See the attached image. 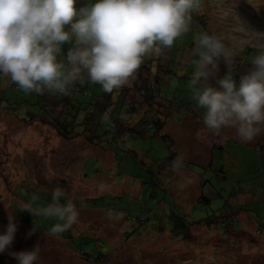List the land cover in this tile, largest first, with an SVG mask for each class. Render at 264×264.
Masks as SVG:
<instances>
[{
  "label": "rangeland",
  "instance_id": "obj_1",
  "mask_svg": "<svg viewBox=\"0 0 264 264\" xmlns=\"http://www.w3.org/2000/svg\"><path fill=\"white\" fill-rule=\"evenodd\" d=\"M194 20L234 52L231 64L219 62L208 81L213 87L226 75L238 82L264 51V34L259 33L264 32V0H201ZM197 33L191 24V31L165 50L168 65L161 66L168 69L162 71L160 96L150 104L139 90L127 91L125 100L114 90L106 111L88 105L90 94L83 93L73 98L81 105L77 110L61 97L53 99L52 92L28 94L0 77V235L6 233L9 217L17 228L12 245L0 253V264H18L10 253L31 251L37 244L36 264H264V126L244 142L235 127L210 138L212 132L197 121L204 111L188 87L198 59L193 54ZM69 47L63 46L65 54ZM163 56L144 60L160 63ZM81 87L102 92L90 82ZM164 97L196 110L192 115L166 104ZM163 106L168 112L166 117L159 112L164 127L158 135L153 119L136 122L143 112L167 111ZM55 115L68 132L86 130L99 138H93L97 143L84 136L60 138L45 122ZM28 117H34L32 122ZM134 118L130 123L137 124L135 129L149 127L150 132L116 134L109 126ZM179 154L186 158L184 172L191 179L183 187L181 177L171 171ZM57 186L66 193L61 204L71 200L79 212L78 222L59 238L48 234L55 219L22 211L30 201L33 206L50 203ZM110 209L123 215L109 220Z\"/></svg>",
  "mask_w": 264,
  "mask_h": 264
},
{
  "label": "clouds",
  "instance_id": "obj_2",
  "mask_svg": "<svg viewBox=\"0 0 264 264\" xmlns=\"http://www.w3.org/2000/svg\"><path fill=\"white\" fill-rule=\"evenodd\" d=\"M200 8L201 0H95L79 8L77 0H0V77L28 94L68 95L86 82L112 93L135 79L145 56H163L191 31L192 13ZM195 39L193 54L198 59L193 61L195 71L188 87L197 107L204 109L205 127L213 134L235 127L242 141H252L264 126V51L238 82L226 75L213 87L208 81L219 62L231 64L234 52L221 36L199 32ZM65 44L70 46L66 54ZM185 160L179 154L171 163V171L181 177V187L191 183L184 172ZM65 195L57 186L50 203L33 206L30 201L22 211L55 219L48 234L59 238L79 218L71 200L61 204ZM122 215L110 209L106 217ZM16 230L9 217L6 233L0 235V253L12 245ZM10 255L18 264H36L39 244Z\"/></svg>",
  "mask_w": 264,
  "mask_h": 264
},
{
  "label": "trees",
  "instance_id": "obj_3",
  "mask_svg": "<svg viewBox=\"0 0 264 264\" xmlns=\"http://www.w3.org/2000/svg\"><path fill=\"white\" fill-rule=\"evenodd\" d=\"M81 5H82V0H77V7H79ZM193 29L197 32V29H195L194 26H193ZM159 61H160V63L153 64L152 60H144L143 64L141 65V67L139 68V70L137 71V73L135 75V79L131 82L132 84L129 86H124L118 90V91H120L119 97L122 98L123 100H125V97L127 96L128 92H131L133 90H136V91L139 90V92L141 93L142 99L146 100L148 104H150V101L152 99H154L155 97L158 99V97L160 96L159 84L162 83V80H163L162 71L165 72L168 69L166 67L168 65L167 62H166V66L165 65L161 66V64L163 62L161 60H159ZM96 85L102 91L99 95L93 94L88 89L82 88L81 85L77 84L75 86L74 90L68 95H62V94H57V93L52 92V94L55 95V96H53L54 97L53 99H58L61 97V100L63 101L64 105L69 104L74 109L80 110L81 105L79 103H76V101L73 100V98H76L75 96L77 94H80V93H83L84 95L90 94L91 100H90V104H88V105L100 106V108L102 110L104 109L103 111H106L108 109V107L110 105H112L113 96H112V94L103 91L102 87L99 84H96ZM165 98L166 97H164L162 99L165 100L166 104L167 103H174L176 106L189 111L192 115H193V112H195V110H196V108H194V107L192 108L188 105H185L184 103H182L177 98L173 99L172 101H166ZM166 108H168V107L166 106ZM133 110H136V107L130 108V111H133ZM200 111L202 112L204 110L200 108ZM159 112L161 114H163L164 117H166V113L168 112V110L167 111L158 110L157 115L150 114V113L146 114V112H143L142 116L140 118H137V120L134 118L133 120H131L129 122L127 121L126 125L124 123L122 124L121 122L118 121V122L110 123L109 126L116 130V134H120V133H124V132H130L131 134H139L141 136H144L150 132L149 127H145V128H141V130H137V129H135L137 124L133 125L135 122H133V123H130V122L136 120V122L138 124H143L144 123L143 120L146 119V117H148V119H153L152 123L154 125V133H155V135H158V133L162 132L163 127H164V122L159 119V116L161 117V114ZM203 114L204 113H202L201 115H203ZM34 117H28L27 121L32 122ZM53 117L54 118L51 119V122H47L46 120H45V122H46V124L50 125L56 131L57 135L60 138L69 141V140L78 138L80 136H84L86 138V140L89 141L91 144L97 143L96 141L93 140V138L94 139H99V138H96L93 134H91V133L86 134V130L82 131L79 134L78 133L72 134V132H68V130H66L64 128V126L61 125V121L59 120L60 119L59 116L55 115ZM38 119L41 120L40 118H38ZM196 119L198 122L203 121L200 117H197ZM60 126L62 128H60ZM201 126H203V125L201 124ZM88 135H90V137ZM159 136L166 138L165 134H161ZM204 137L207 139V135H205ZM167 143H168V145L170 144V146H172V143H170L169 141H167ZM211 147H212V149H214V147H215V145H213L212 142H211ZM213 151L214 150H212L211 152L213 153ZM173 155L175 156L176 154L173 153ZM261 172H264V170L262 169ZM204 200H206V199L204 198ZM141 218L145 220V217H141ZM82 258H83V256H82Z\"/></svg>",
  "mask_w": 264,
  "mask_h": 264
},
{
  "label": "crops",
  "instance_id": "obj_4",
  "mask_svg": "<svg viewBox=\"0 0 264 264\" xmlns=\"http://www.w3.org/2000/svg\"><path fill=\"white\" fill-rule=\"evenodd\" d=\"M85 5H86V2H84V1L82 0V5H81V6H85ZM81 6H79V7H81ZM79 7H78V8H79ZM166 57H167V56H163V58L161 59V61H162L163 63L168 62V60L166 59ZM126 97H127V96H126ZM126 97H125V99H127ZM4 124H5V123H4ZM5 125H6V124H5ZM0 126H3L2 123L0 124ZM7 126H8V124H7ZM201 127H203V126H201ZM6 128H7V127H6ZM203 131L205 132V134L207 133V130H206L205 128L203 129ZM203 136H205V135L203 134ZM215 136H216V134L211 133L209 137H210V138H214ZM0 138H1V136H0ZM6 154H7V153H6ZM7 155H8V154H7ZM1 157H2V156H0V158H1ZM7 163H8V160H7ZM0 164H1V159H0Z\"/></svg>",
  "mask_w": 264,
  "mask_h": 264
},
{
  "label": "built area",
  "instance_id": "obj_5",
  "mask_svg": "<svg viewBox=\"0 0 264 264\" xmlns=\"http://www.w3.org/2000/svg\"><path fill=\"white\" fill-rule=\"evenodd\" d=\"M199 23H201V20H197ZM198 22H196V20L192 21L191 24L195 27V29L199 28V32H204L200 29V26L198 24Z\"/></svg>",
  "mask_w": 264,
  "mask_h": 264
}]
</instances>
